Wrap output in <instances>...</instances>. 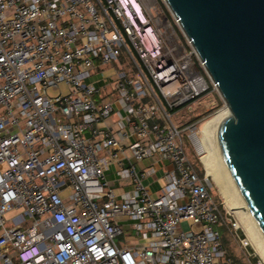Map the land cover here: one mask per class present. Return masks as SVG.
<instances>
[{"label":"built area","instance_id":"obj_1","mask_svg":"<svg viewBox=\"0 0 264 264\" xmlns=\"http://www.w3.org/2000/svg\"><path fill=\"white\" fill-rule=\"evenodd\" d=\"M175 26L166 0H0V264H237L172 121L218 91ZM126 150L174 173L152 195L131 167L116 197Z\"/></svg>","mask_w":264,"mask_h":264},{"label":"water","instance_id":"obj_2","mask_svg":"<svg viewBox=\"0 0 264 264\" xmlns=\"http://www.w3.org/2000/svg\"><path fill=\"white\" fill-rule=\"evenodd\" d=\"M230 111L218 146L264 236V0H166Z\"/></svg>","mask_w":264,"mask_h":264},{"label":"rangeland","instance_id":"obj_3","mask_svg":"<svg viewBox=\"0 0 264 264\" xmlns=\"http://www.w3.org/2000/svg\"><path fill=\"white\" fill-rule=\"evenodd\" d=\"M175 27L180 37H182L181 28L178 26ZM59 91L62 94L67 93L66 86L61 84L58 91L49 90L48 92L53 96L57 95ZM224 107H226V104L219 92L212 90L200 97L194 108H191V110L184 109V111L177 113L172 118V121L175 125L179 126H184L187 122H192L191 124L196 126V136L200 137L204 122L215 112ZM186 133L187 135H190L192 133V129L189 128ZM185 151L189 159L194 163L196 169L200 171L202 175L206 174L204 168V158L206 153L199 152L194 142L189 139L185 140ZM209 180L212 185L210 190L211 196L213 200L220 206L223 213L224 221L223 226L220 228V233L227 253L239 264H259V262L263 264L260 257L255 253L251 246H249V244L247 246L243 245V243L247 242V235L242 227L238 225V216H235L236 214L233 211H230L226 208L224 199L222 198L219 189L213 183L211 178H209ZM240 240H242V242ZM247 251L250 253V256L246 255Z\"/></svg>","mask_w":264,"mask_h":264},{"label":"bare ground","instance_id":"obj_4","mask_svg":"<svg viewBox=\"0 0 264 264\" xmlns=\"http://www.w3.org/2000/svg\"><path fill=\"white\" fill-rule=\"evenodd\" d=\"M229 115L227 106L215 112L204 122L201 136L193 137V142L199 152L206 153L204 158L206 176L211 178L219 189L226 208L238 216V225L246 233L247 243L264 264V236L240 195L218 146V127Z\"/></svg>","mask_w":264,"mask_h":264},{"label":"crops","instance_id":"obj_5","mask_svg":"<svg viewBox=\"0 0 264 264\" xmlns=\"http://www.w3.org/2000/svg\"><path fill=\"white\" fill-rule=\"evenodd\" d=\"M114 120L115 116H112L103 125L115 130ZM103 155H108V151L103 152ZM131 167L141 177L142 184L152 195L157 193L165 185L167 177L174 173V166L167 160L152 157L135 161L129 151L126 150L123 154L118 152L116 158L110 162L104 171V180L116 197L132 190L131 178L126 177L124 173L125 170Z\"/></svg>","mask_w":264,"mask_h":264},{"label":"trees","instance_id":"obj_6","mask_svg":"<svg viewBox=\"0 0 264 264\" xmlns=\"http://www.w3.org/2000/svg\"><path fill=\"white\" fill-rule=\"evenodd\" d=\"M192 122H187L186 124H185V126L186 125H189V124H191ZM198 171V170H197ZM198 174L200 175V176H202V173L200 172V171H198ZM223 242V241H222ZM224 244V243H223ZM234 261L235 262H237L235 259H234ZM238 263V262H237ZM239 264V263H238Z\"/></svg>","mask_w":264,"mask_h":264}]
</instances>
